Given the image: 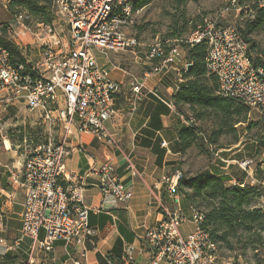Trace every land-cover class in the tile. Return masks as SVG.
Here are the masks:
<instances>
[{
	"label": "built area",
	"instance_id": "obj_1",
	"mask_svg": "<svg viewBox=\"0 0 264 264\" xmlns=\"http://www.w3.org/2000/svg\"><path fill=\"white\" fill-rule=\"evenodd\" d=\"M136 0H53L54 18L68 25L69 42L55 33L56 23H40L42 33L35 34L39 43V57L25 62H11L8 51L0 45V101L3 107L23 100L28 112L34 111L50 124H62L64 135L59 141L48 138L45 142L30 144L23 151L21 168L12 172V182L23 189L21 226L16 242L30 238L45 250L52 249L55 241L82 245L93 234L89 225V208L83 202L85 187L79 180H72L66 171L65 160L70 149L65 141L69 127L78 132L92 133L106 142L115 144L104 126L114 114V94L123 82L109 79L107 69L100 67L97 52H121L138 45L135 36L128 34L133 4ZM263 5L264 2H261ZM231 11L254 16L248 5L238 0H224L220 16ZM29 13L23 11L7 25V36L20 48L17 26L27 29L23 20ZM204 43V64L207 72L218 80L217 93L240 101L250 110L258 112L264 132V66L252 61L249 48L239 28L234 23L219 26L215 19L202 18L184 38L155 41L148 45L146 61L151 63L149 72L161 74L170 70L179 56L180 47ZM22 45V44H21ZM22 47V46H21ZM22 49V48H20ZM189 64V63H187ZM186 64V65H187ZM188 66V65H187ZM184 70L187 71L186 66ZM148 72L145 73V76ZM133 93L132 106L144 88L136 76H130ZM180 84L175 86L177 91ZM160 102L175 111L174 98L158 95ZM183 117V123L193 126ZM166 142H162L165 146ZM250 159L240 161V168L249 169ZM126 168L132 176L139 174L130 159ZM98 176L100 192L118 202H129L132 190L125 186L113 163L106 161L93 169ZM182 171L167 174L162 181L168 185L175 207L165 210L164 218L146 228L142 241L149 254L150 264H216L218 244L202 227L204 211L189 205L194 231L183 236L179 227L187 220L180 208L177 182ZM243 185V184H242ZM264 203V183L260 190ZM3 219L0 216V225ZM39 231L44 233L38 238ZM0 243L3 239L0 238ZM121 261L136 264L135 247L123 245ZM73 264H88L86 249L71 258Z\"/></svg>",
	"mask_w": 264,
	"mask_h": 264
},
{
	"label": "crops",
	"instance_id": "obj_2",
	"mask_svg": "<svg viewBox=\"0 0 264 264\" xmlns=\"http://www.w3.org/2000/svg\"><path fill=\"white\" fill-rule=\"evenodd\" d=\"M0 2L2 3L1 0ZM3 6L5 7L4 4ZM9 18L10 13L0 20V24L7 22ZM16 31L20 41L24 42V28L17 26ZM30 39L32 44L37 41L35 37ZM21 46L20 44V48ZM183 48L186 47H180L178 59L172 68L161 74L149 72L151 63L140 62L135 54L132 57L122 51L106 55L97 52L99 66L107 69L110 80L123 82V86L114 94L115 114L104 124L115 144L106 142L91 132H78L73 126L69 127L66 135L65 143L70 149L65 160L66 171L72 180L81 181L85 187L83 202L89 208V225L93 231L82 245L55 241L52 249L47 251L30 238L16 242L21 226L20 212L24 194L23 189L12 182V172L21 168L23 153H17L10 138H5L0 133V216L3 219V224L0 225V238L3 239V243H0V264H73L71 258L81 249H86L88 264H109L106 260L108 253L120 255L125 243L135 247L133 256L136 264H150L142 238L146 228L164 218L165 210L175 207L168 185L162 178L180 170L179 161L185 150H181L178 136L180 130L187 126L183 123V108L188 107L186 104H175V111L171 110L150 90L156 89L158 95L165 98L173 97L175 86L186 79L183 76L184 66L187 69L186 64L191 63ZM27 50V59L35 60L39 57V51L33 53V56L30 54L31 48ZM146 72L148 74L145 76ZM130 76H136L144 84L133 111H130L134 98ZM18 109L28 112L23 100L6 108L0 101V128L2 122L14 120ZM28 113L43 125V142L48 138L59 141L64 135L65 129L61 123L50 124L39 113ZM3 118L6 120H2ZM246 124L239 122L235 125L238 139L229 145L224 147L212 144L216 147L212 153L215 158L213 156L204 168L222 177L228 187L242 184L262 186L264 183V138L243 141L242 137L247 132ZM162 142H166L165 146ZM249 157L259 160L247 170L240 168V160ZM127 159L131 160L138 175L132 176L127 170ZM106 161L113 163L125 186L132 190L129 202L121 203L110 196H103L97 187L98 176L93 169ZM179 197L180 208L187 217L179 229L181 235L186 236L195 230V226L191 215L181 204L183 201L186 205L188 199L182 192ZM186 208L189 210L188 205ZM43 237L44 233L39 231L38 238ZM217 258L216 264H235L229 256ZM237 262L240 264L239 259Z\"/></svg>",
	"mask_w": 264,
	"mask_h": 264
},
{
	"label": "rangeland",
	"instance_id": "obj_3",
	"mask_svg": "<svg viewBox=\"0 0 264 264\" xmlns=\"http://www.w3.org/2000/svg\"><path fill=\"white\" fill-rule=\"evenodd\" d=\"M1 1L5 7L0 2V20L6 18L10 13L9 20L0 24V27H5L8 23L14 21V16L9 10L8 3L10 0ZM257 1L261 3L264 0H243L240 4L251 5ZM223 6L224 0H184L183 2H179L178 0H149L146 5L139 7L132 12L131 20L133 23L127 29L128 34L130 36H135L139 44L122 52L125 55L127 54V56L132 57L135 54L137 59H140V62H147L145 58L149 44L155 41L165 42L167 40L184 38L197 24L201 23L202 18H209L215 19L219 26H224L228 23L236 24L239 28L240 34H242V37L247 44V48H249L251 58H259L260 61L264 63V30H255L250 33L246 32L244 28V22L246 20L245 16L241 17L240 13L235 11L220 16L219 13ZM14 9L17 14L25 11L22 8ZM38 22L39 20L36 17L29 14V16L23 20V23L28 27L27 29H24V42L19 40V43L22 44V49L20 50L31 48L30 54L32 53V55L39 50V43L32 44L30 38H34L35 34L38 33L43 34V31H41L40 27L37 25ZM52 22L56 23L55 33L69 42L70 38L68 37L67 23L59 18L55 19L54 14ZM8 39L14 41L11 38ZM28 43L29 45H27ZM183 49L186 50L187 56V47ZM26 52L28 55V50ZM183 110L184 117L190 120L193 127L201 130L208 138L212 130L216 127L212 115L198 119L194 112L188 107L183 108ZM15 114H17V116H15L14 120L7 123L2 122L0 133H2L3 137L6 138L7 136V138H10L13 147L15 149L17 148V153L19 151L23 153L30 144L44 141L45 129L38 119L35 120L34 115L23 109H18ZM248 114L246 121H244L247 123V132L242 137L243 141L255 138L260 140L261 138H264L262 123L260 122V119H258V112L255 110H249ZM2 120H6V118H3ZM16 121L17 123H15ZM217 139V146L222 145L224 147L235 140L232 133L227 129H225L224 133L219 134ZM215 148L212 144L209 145L201 139L196 138L193 144L183 152L184 155L179 161L178 169H180L185 176H193L197 172L204 170L206 165L213 159L214 155L212 153H214ZM246 159L252 161L250 164L252 167L259 160L258 158L253 157ZM178 194L180 196V193ZM250 198L251 201L248 205L249 209L254 207L264 208V203L259 196L256 195ZM201 202L202 201L199 202V200H197L195 205L206 212L207 208L201 206ZM181 204L186 212L191 215L186 208L187 205L189 206V201L185 203L186 205H184L183 201ZM261 224L263 225L264 223ZM256 225L257 226H254L251 230L240 229L236 236L230 235L228 239L231 241V247L216 238L215 242L218 244L217 257L227 258L229 256L235 264H238L237 259H239L240 264H264V230L259 226L260 224L257 223ZM218 236H221V230L218 231Z\"/></svg>",
	"mask_w": 264,
	"mask_h": 264
},
{
	"label": "trees",
	"instance_id": "obj_4",
	"mask_svg": "<svg viewBox=\"0 0 264 264\" xmlns=\"http://www.w3.org/2000/svg\"><path fill=\"white\" fill-rule=\"evenodd\" d=\"M178 1L183 2L184 0ZM238 1L241 3L243 0ZM52 2L53 0H10L8 5L13 16L17 14L14 8H22L31 16L36 17L40 23H51ZM148 2L149 0H136L132 10L143 7ZM248 6L254 13L252 18H249L245 12L240 13L241 17L245 16L246 18L244 22L246 32L264 30V4L257 1ZM7 26L0 27V45L8 51L12 63L25 62V57L19 46L7 38ZM206 52L204 43L187 47V57L192 66L183 72L186 79L180 83L173 98L176 105H188L198 119L212 115L216 127L208 138L196 127H183L178 136L181 150L190 147L196 138L209 145H216L218 144L217 136L224 133L225 129L232 133L233 138L237 140L235 125L246 121L249 112V108L240 101L227 96L223 97L217 93L218 80L214 74L207 73L204 64ZM252 61L257 65L264 66L259 58H253ZM177 185L178 191L188 199L189 205L196 206L195 202L199 200V202L202 201L200 205L207 208L204 212L205 220L202 227L209 231L212 240L216 241L218 238L222 243L230 246L231 241L228 237L236 236L240 229L251 230L258 223L264 230V224H261L264 223V208H248L250 197L260 195V185L244 184L228 187L222 177L208 169L201 170L193 176H185L182 172ZM220 230L221 236H218ZM121 255L122 253L120 255L108 253L106 260L109 261V264H125L124 261H121Z\"/></svg>",
	"mask_w": 264,
	"mask_h": 264
},
{
	"label": "water",
	"instance_id": "obj_5",
	"mask_svg": "<svg viewBox=\"0 0 264 264\" xmlns=\"http://www.w3.org/2000/svg\"><path fill=\"white\" fill-rule=\"evenodd\" d=\"M187 65H188V66H187V69L189 70V69L191 68L192 64L189 63V64H187Z\"/></svg>",
	"mask_w": 264,
	"mask_h": 264
}]
</instances>
